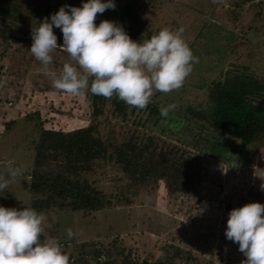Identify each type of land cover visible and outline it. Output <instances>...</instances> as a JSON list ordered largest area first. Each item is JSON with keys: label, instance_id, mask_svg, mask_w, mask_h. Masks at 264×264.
Returning <instances> with one entry per match:
<instances>
[{"label": "trees", "instance_id": "16d2710c", "mask_svg": "<svg viewBox=\"0 0 264 264\" xmlns=\"http://www.w3.org/2000/svg\"><path fill=\"white\" fill-rule=\"evenodd\" d=\"M138 1L114 0L115 9L98 14L96 24L105 19L112 20L122 25L133 40L143 42L149 39L158 30L140 14ZM251 1H235L233 4L239 8L247 4V9L254 13L246 29H240L232 41L234 52L249 41L247 34L254 29L253 19L264 18V0ZM228 10L229 15L238 16L239 12L232 8ZM0 22V41L33 43L28 30L12 35L8 32V21L1 18ZM261 27L264 28V23ZM53 30L58 44L62 45L63 33L59 28ZM58 50L66 58L53 54L51 67L57 73L70 58L66 52ZM4 53L0 52V81L5 66ZM34 62L38 76L43 73L42 65L36 59ZM14 69L11 75H15ZM238 70L227 72L207 84L208 106L201 110L188 104L173 110L152 101L144 109H136L115 96L105 99L92 95L90 91L79 97L62 95L63 92L58 91V100L54 101L42 91L44 100L41 103L46 104L45 108L37 102L35 108L25 112L18 108L16 112L17 117L35 121L37 129L32 140L33 160L27 171L29 208L44 214L60 210L87 215L108 206L129 203L144 182L164 185L171 194L187 195L192 186L202 182L200 172L205 156L229 164L233 160L238 162L234 158L238 149H244L245 159L264 152V80ZM22 81L23 78L15 83L18 92L6 101L19 99L20 104L31 106L32 92L21 88ZM45 87L50 89L48 84ZM65 95L66 99L63 98ZM75 103L84 108L82 113L88 117L85 124L71 128L53 124L56 120L53 111L60 113L66 106L70 116L74 105H69ZM15 121L12 118L7 120L5 128ZM108 170L113 173L115 193H107L100 186L101 178L97 172ZM244 190L241 207L260 201V188L248 185ZM69 240L78 243L80 248L75 257L76 264H217L212 257L204 258L171 242L164 243L163 256L141 258L131 248L122 245L118 233L110 239L96 234L80 242L75 238ZM235 261L228 264H235Z\"/></svg>", "mask_w": 264, "mask_h": 264}, {"label": "rangeland", "instance_id": "374dc122", "mask_svg": "<svg viewBox=\"0 0 264 264\" xmlns=\"http://www.w3.org/2000/svg\"><path fill=\"white\" fill-rule=\"evenodd\" d=\"M58 1L0 0V19L8 21V32L12 35L16 32L21 34L23 29L31 32L33 25H38L46 17L49 19L52 15L50 8ZM235 1L241 3L244 0L138 1L140 14L158 32L164 28L177 30L183 27V38L194 56L198 57V63L194 64L193 71L179 90L167 94L154 92L152 102L173 110L186 104L201 110L208 106L207 84L227 72L239 69L264 80V28L261 27L264 18L253 19L254 29L247 34L249 41L238 46L234 52L232 41L240 29H246L254 15L247 9V4L239 8L233 5ZM231 8L239 12L237 17L229 15L228 9ZM31 45L28 42L0 41V52L5 51V66L0 81V104H3L0 107V168L11 165L21 169V176L7 190L0 192V206L8 208L29 207L27 171L34 154L32 140L37 134L35 121L24 116L17 117V109L25 112L35 108L37 102L44 100L42 91L54 101L59 97L58 90L52 87L51 81L48 82L49 77L44 72L36 76L38 69L29 50ZM53 54L66 58L60 55L58 49ZM13 69L15 75H11ZM21 78V88L30 94L32 92L31 106L20 104L19 99L6 101L18 92L19 87L15 83ZM46 84L50 89L45 87ZM63 98L66 99V95ZM40 103L45 108L46 104ZM72 105L74 109L70 116L66 106L61 108L60 113L53 111L56 115L53 124L60 128L85 124L88 117L82 113L84 108L76 103L69 106ZM11 118L16 121L6 129L5 122ZM243 155L244 149H238L234 156L238 162L233 160L229 164L205 156L200 172L202 182L192 186L187 195L171 194L164 185L144 182L130 202L120 206H108L87 215L60 210L45 214L41 240H55L70 255L72 264H76L75 257L79 255L80 248L78 243L70 242L67 237L66 229L69 228L76 233L73 238L78 242L96 234L110 239L118 233L122 245L131 248L141 258L163 256L164 243L171 242L204 258L212 257L217 264H228L234 260L235 264H241L246 257L239 251V245L225 235L229 213L233 208L241 207L240 200L248 185L260 188L262 196L259 202L264 203V189L261 188L264 184V152L249 155L247 159ZM97 176L101 178L100 186L105 192L115 193L112 172L98 171ZM221 202L227 205L225 211L221 209Z\"/></svg>", "mask_w": 264, "mask_h": 264}, {"label": "clouds", "instance_id": "9594fccd", "mask_svg": "<svg viewBox=\"0 0 264 264\" xmlns=\"http://www.w3.org/2000/svg\"><path fill=\"white\" fill-rule=\"evenodd\" d=\"M115 7L114 0L62 6L50 20L46 17L33 25L29 50L56 90L74 97L89 91L105 99L115 96L131 108L144 109L154 92L179 90L198 57L183 38V27L161 29L141 42L112 20L96 24L98 14ZM54 27L63 33L62 45ZM57 49L70 57L59 73L51 67ZM20 176L18 167L0 168V192ZM44 220L45 214L33 208L0 206V264H72L55 240H41ZM66 234L69 239L76 235L71 228ZM225 235L246 257L241 264H264V203L252 201L233 208Z\"/></svg>", "mask_w": 264, "mask_h": 264}, {"label": "crops", "instance_id": "0c3cea01", "mask_svg": "<svg viewBox=\"0 0 264 264\" xmlns=\"http://www.w3.org/2000/svg\"><path fill=\"white\" fill-rule=\"evenodd\" d=\"M83 0H60L58 1V4L51 6V13H55L57 12L62 6H75L78 7L79 4L82 2ZM44 8H42L41 10H44ZM51 15L49 16V20H50Z\"/></svg>", "mask_w": 264, "mask_h": 264}, {"label": "built area", "instance_id": "2783aa9c", "mask_svg": "<svg viewBox=\"0 0 264 264\" xmlns=\"http://www.w3.org/2000/svg\"><path fill=\"white\" fill-rule=\"evenodd\" d=\"M221 209L225 211L227 209V205L221 202Z\"/></svg>", "mask_w": 264, "mask_h": 264}]
</instances>
